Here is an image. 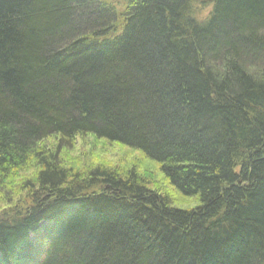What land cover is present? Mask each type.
<instances>
[{
    "label": "trees",
    "instance_id": "16d2710c",
    "mask_svg": "<svg viewBox=\"0 0 264 264\" xmlns=\"http://www.w3.org/2000/svg\"><path fill=\"white\" fill-rule=\"evenodd\" d=\"M85 137L199 204L66 168ZM34 170L0 264H264V0H0V189Z\"/></svg>",
    "mask_w": 264,
    "mask_h": 264
},
{
    "label": "rangeland",
    "instance_id": "374dc122",
    "mask_svg": "<svg viewBox=\"0 0 264 264\" xmlns=\"http://www.w3.org/2000/svg\"><path fill=\"white\" fill-rule=\"evenodd\" d=\"M208 12L209 9L202 14L206 15ZM60 158L66 168L81 172H88L96 167H106L125 175L131 170H136L143 179L154 184L157 190L163 194H169L173 203L179 208H194L199 204L197 199L184 198L172 189L163 178L157 164L144 160L138 153L121 145L85 137L75 142L71 148L61 152ZM35 173V170L17 173L6 181L4 187L0 189V211L11 205L10 200H15L14 205L16 201L23 199L29 193L24 191L23 186L25 181L34 177Z\"/></svg>",
    "mask_w": 264,
    "mask_h": 264
}]
</instances>
